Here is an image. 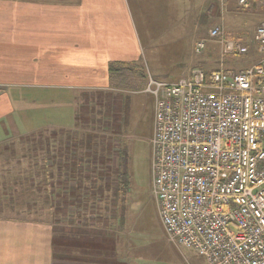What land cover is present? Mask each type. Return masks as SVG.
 Returning <instances> with one entry per match:
<instances>
[{
	"label": "rangeland",
	"instance_id": "374dc122",
	"mask_svg": "<svg viewBox=\"0 0 264 264\" xmlns=\"http://www.w3.org/2000/svg\"><path fill=\"white\" fill-rule=\"evenodd\" d=\"M137 4V10L136 6L130 10L138 32L139 60L115 63L114 73L108 71V85L70 87L78 96L76 132L49 134L51 127L35 128L39 118L50 119L58 87L0 86V95L11 96L12 112L11 128L7 125L0 143V206L11 208L10 216L47 221L54 220L57 206L60 264H68L64 259L83 250L93 257L101 254L102 259L119 254L132 264H206L195 251L169 240L159 219L150 171L154 99L145 87L150 78L173 82L194 66L239 71L257 63L262 53L253 36L264 19V0H249L247 5L237 0H138ZM215 26L219 36L209 37ZM200 38L206 44L210 41L209 47L195 53ZM231 40L244 42L248 52L226 53L223 41ZM18 117L29 121L31 133L42 129L47 134L37 143H21L20 138L30 132L20 130ZM66 170L70 180L60 181L58 195L51 196L55 185L50 174L67 175ZM2 189L10 194L3 195ZM21 210L22 214L14 213ZM67 246L72 252L68 255Z\"/></svg>",
	"mask_w": 264,
	"mask_h": 264
},
{
	"label": "built area",
	"instance_id": "2783aa9c",
	"mask_svg": "<svg viewBox=\"0 0 264 264\" xmlns=\"http://www.w3.org/2000/svg\"><path fill=\"white\" fill-rule=\"evenodd\" d=\"M219 33L215 26L208 34ZM253 39L262 55L248 68L194 67L145 87L154 99L150 171L159 219L169 240L206 264H264V21ZM222 45L248 52L238 41ZM205 47L198 39L194 52Z\"/></svg>",
	"mask_w": 264,
	"mask_h": 264
},
{
	"label": "crops",
	"instance_id": "0c3cea01",
	"mask_svg": "<svg viewBox=\"0 0 264 264\" xmlns=\"http://www.w3.org/2000/svg\"><path fill=\"white\" fill-rule=\"evenodd\" d=\"M137 3L138 0H0V86L58 87V94L52 98L50 119L39 118L35 128L51 127V133L57 130L61 134L76 132L78 96L72 93L73 87L108 85L110 66L139 60L138 32L130 10L135 6L137 10ZM202 67L209 71L218 66ZM3 94L0 143L8 133L7 125H12L11 96ZM21 120L18 117V124L23 125L20 130L31 133L29 121ZM70 161L74 159H69L66 166ZM66 172L67 175H59L58 171L50 174L55 185L51 196L58 195L60 181L70 180L71 175ZM2 192L5 196L10 194L9 189ZM56 208L54 220L47 221L10 216L11 208L0 206V264H60ZM14 213L22 214V210ZM70 252L71 247L67 246V255ZM77 255L64 260L68 264H132L131 259L119 254L102 259L101 254L93 257L83 250Z\"/></svg>",
	"mask_w": 264,
	"mask_h": 264
},
{
	"label": "trees",
	"instance_id": "16d2710c",
	"mask_svg": "<svg viewBox=\"0 0 264 264\" xmlns=\"http://www.w3.org/2000/svg\"><path fill=\"white\" fill-rule=\"evenodd\" d=\"M112 67H113V65L110 66L109 70H110V72L114 73V70L112 69ZM48 133L51 134V131H49ZM46 134H47L46 130H41V131H38L36 133H30L29 135H25L22 138H20V142L22 143V141H24V143H37L36 140L43 139ZM123 159H124V166L123 167L125 168L126 157H124Z\"/></svg>",
	"mask_w": 264,
	"mask_h": 264
}]
</instances>
